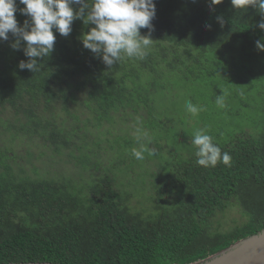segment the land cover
<instances>
[{
    "label": "trees",
    "instance_id": "trees-1",
    "mask_svg": "<svg viewBox=\"0 0 264 264\" xmlns=\"http://www.w3.org/2000/svg\"><path fill=\"white\" fill-rule=\"evenodd\" d=\"M154 3L146 57L109 69L83 47L94 25L80 19L68 36L53 29L39 72L18 68L23 41L0 40V264H192L264 229V97L255 133L209 134L231 166L205 168L193 154L162 171L132 155L152 142L127 128L156 116L182 70L215 93L219 77L233 96H264V13L231 0ZM118 119L125 126L112 128ZM232 208L244 220L223 230L216 219Z\"/></svg>",
    "mask_w": 264,
    "mask_h": 264
},
{
    "label": "clouds",
    "instance_id": "clouds-1",
    "mask_svg": "<svg viewBox=\"0 0 264 264\" xmlns=\"http://www.w3.org/2000/svg\"><path fill=\"white\" fill-rule=\"evenodd\" d=\"M221 2L211 0L213 5ZM18 3L24 7L18 9L17 0H0V40H8L11 33L16 38L11 44L14 50H19L21 41L24 42L23 52L28 59L19 62L21 70L39 72L41 63L36 58L44 59L54 50L56 37L53 29L61 36H68L76 19L82 20L84 25H94L81 36L82 44L108 69L124 57L144 59L153 43L154 0H91V3L88 0H18ZM231 4L235 9L252 6L264 13V0H231ZM73 5H78V9L74 11ZM17 11L29 18L22 26H18L15 18ZM217 20L223 23L221 17ZM258 27L264 29V20L258 22ZM141 29H148V33L141 35ZM256 47L264 51V42L257 40ZM216 103L223 107V98L218 96ZM186 109L193 116L203 111L190 101ZM136 131L138 140L147 136L141 127ZM191 143L196 146V163L199 166L215 167L218 162L231 166L230 154L222 153L206 130H196ZM145 152L150 156L155 154L152 149L141 145L139 150H132V155L137 160H143Z\"/></svg>",
    "mask_w": 264,
    "mask_h": 264
},
{
    "label": "rangeland",
    "instance_id": "rangeland-1",
    "mask_svg": "<svg viewBox=\"0 0 264 264\" xmlns=\"http://www.w3.org/2000/svg\"><path fill=\"white\" fill-rule=\"evenodd\" d=\"M198 78V77H196ZM219 82V91L214 89L204 79H195L193 75H187L186 70H182L173 83L166 88V98H158L156 104V116L149 122L139 120L133 121L128 125L130 134L137 136V128L141 127L148 133L150 146H146L154 151V155H145L152 158L155 165L162 171L170 167L175 159L181 156L189 157L196 153V147L191 143L196 130L204 129L207 134H215L226 137L228 133L238 131L241 127L255 133L259 110L256 104L261 101L257 94H247L244 90H239L236 95L231 94V87L222 84V79L215 78ZM218 96L224 101L223 107L216 103ZM258 96V97H257ZM203 108L198 115L193 116L186 109L187 102ZM242 102L255 104L251 108L244 107ZM240 113L237 114V110ZM112 128L124 127L126 122L118 119ZM136 126V127H135ZM146 126V129L144 127ZM112 138V137H110ZM37 153L38 150L35 149ZM147 166L148 165H142ZM223 230L231 228L242 220L237 209L232 208L217 217ZM244 220V219H243ZM242 220V221H243Z\"/></svg>",
    "mask_w": 264,
    "mask_h": 264
},
{
    "label": "water",
    "instance_id": "water-1",
    "mask_svg": "<svg viewBox=\"0 0 264 264\" xmlns=\"http://www.w3.org/2000/svg\"><path fill=\"white\" fill-rule=\"evenodd\" d=\"M7 264H60L26 262ZM192 264H264V229L236 241L229 247Z\"/></svg>",
    "mask_w": 264,
    "mask_h": 264
}]
</instances>
